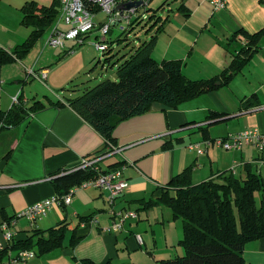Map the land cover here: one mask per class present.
Returning a JSON list of instances; mask_svg holds the SVG:
<instances>
[{
  "label": "crops",
  "instance_id": "obj_1",
  "mask_svg": "<svg viewBox=\"0 0 264 264\" xmlns=\"http://www.w3.org/2000/svg\"><path fill=\"white\" fill-rule=\"evenodd\" d=\"M33 1L38 7H48L54 0ZM164 1L149 0L161 5ZM226 5L225 9L215 11L205 0H183L182 10L173 12L169 8L166 17H162L166 23L157 34L151 56L158 61L156 55L161 51L165 58L181 60L182 73L190 80L219 75L247 41L242 35L234 39L233 36L241 29L250 34L264 29V5L259 0H227ZM164 10L165 7L157 14ZM154 31L155 28L150 34ZM18 44L0 48L11 52ZM73 45L68 42L64 49L56 50L66 56ZM258 45L260 49L251 61L227 85L188 99L175 109L151 111L120 122L113 135L114 146L121 152L100 164L106 169L124 163L123 177L128 185L122 195L110 206L106 192L80 189L69 205L53 207L34 225L20 219L14 228V241L32 238L30 251L35 256L15 264H160L183 255L179 245L183 233L181 220L174 218L170 208L159 201L171 178L189 168L190 181L195 185L216 180L220 175L233 174L244 179L247 165L252 171L264 169V151L258 152L252 146L241 151L211 147L202 155L191 147L204 140L237 134L246 127L264 135V37ZM77 56L64 60L66 63L62 61L55 70L44 65L46 62L38 68H25V75L31 69L37 74L48 70L46 80L40 82L47 88L42 96L35 93L32 98L25 97L22 86L19 90L15 86L7 88L11 100L20 92L25 108L35 101L43 108L28 111L19 124L0 129V225L39 200L57 195L50 176L79 166L84 158L96 155L104 146V138L68 105L67 100L76 95L60 91L87 64L82 54ZM29 58L30 55L25 60ZM23 59H16L13 64ZM247 86L254 88V93L246 95ZM253 94L258 106L240 111L241 100ZM211 111L221 115L207 120ZM223 125L225 130L221 131ZM123 209L135 212L137 219L124 222L118 233L102 232L116 220L113 214ZM88 216L89 222L80 221ZM57 224L65 227L61 245L42 252L36 241L40 237L47 239L46 231ZM18 252L8 250L0 263L11 264L10 259ZM242 256L246 264H264V238L250 240L243 247Z\"/></svg>",
  "mask_w": 264,
  "mask_h": 264
},
{
  "label": "trees",
  "instance_id": "obj_2",
  "mask_svg": "<svg viewBox=\"0 0 264 264\" xmlns=\"http://www.w3.org/2000/svg\"><path fill=\"white\" fill-rule=\"evenodd\" d=\"M57 1H52L48 7L46 5L38 7L33 0L23 4L20 8L22 13L20 24L31 30L24 42L15 46L11 52L0 48V73L6 63L25 58L32 44L46 29L52 27L59 14ZM166 3L156 10L145 11L149 13L145 23L148 27L146 32L154 28L155 31L151 39L144 40L133 48L127 59L119 65L115 63L117 66L115 81L104 80L94 87L85 89L80 96L67 100L68 105L104 138L105 143L100 152L105 151L107 144H115L113 131L120 122L151 112L153 103H162L175 109L188 99L216 91V88L227 85L235 73L251 61L256 50L260 49L258 42L264 37V29L254 34L241 29L233 39L242 35L247 41L233 56L229 65L214 78L190 80L182 73L181 60L158 62L151 56L157 34L166 23L157 12L161 11ZM178 10H182V7ZM142 21V15L131 19L129 26L122 29V33H128L141 26ZM105 42L106 48L101 52L109 57L103 59L102 66L105 64L109 66L112 46L107 45V40ZM116 42L118 44L122 42L121 37ZM100 61L99 59L95 66ZM22 100L21 97L20 102L7 111L0 109V129L19 124L28 111L43 108V105L36 101L25 108ZM255 100V94L244 98L241 100L239 110L258 106ZM217 115L221 114L211 111L206 118L211 120ZM123 164L121 162L109 168L115 169ZM249 167L251 166H246L244 179L236 178L233 174L220 175L216 180H206L193 185L190 181L189 168L171 178L159 201L170 208L174 218L181 220L183 233L179 245H182L183 255L162 260L160 264H246L242 256L243 247L250 240L264 238V172L252 171ZM65 172H57L50 176L51 184L56 194L60 196L80 183L97 177V174L89 169ZM256 193H261L262 201L259 206L256 205L257 200L254 198ZM90 217H81L80 221L89 222ZM46 232L49 236L47 239L40 237L36 241L42 252L51 251L61 245L65 227L57 224ZM31 239L13 241L0 254V261L8 250H30Z\"/></svg>",
  "mask_w": 264,
  "mask_h": 264
},
{
  "label": "built area",
  "instance_id": "obj_3",
  "mask_svg": "<svg viewBox=\"0 0 264 264\" xmlns=\"http://www.w3.org/2000/svg\"><path fill=\"white\" fill-rule=\"evenodd\" d=\"M215 11L223 10L227 7V0H205ZM264 5V0H259ZM58 12L59 19L51 26L49 36L47 37V44L53 49H64L65 42H71L74 45H83L86 41L85 37L93 30H98L101 35L105 36L110 27L124 23V29L129 26L131 19L138 16L141 7H145L149 0H58ZM140 2L142 5L138 8L125 9L126 4ZM103 13L107 20L95 22V18L98 14ZM62 24L65 27H62ZM98 38V37H97ZM106 39L102 38L100 42L94 43V47L98 52H101L106 48ZM74 45L71 49L67 50L69 55L74 54ZM47 71H40L39 74L35 72V69H31L27 72V77L38 79L40 82H44L47 77ZM3 81L0 79V90L3 87ZM23 99V98H22ZM21 100L20 92L17 96L12 97L11 107L18 104ZM2 127V126H1ZM191 146V145H190ZM203 146V147H202ZM246 146H252L258 152L264 150V135L257 129H249L237 134H229L225 137H218L214 139L204 140L200 144L192 145V148H196V152L199 155L205 153V149L215 147L225 151H241ZM121 149L116 146L107 144L105 151L92 155L88 158H84L79 166L76 168L66 170L67 173L78 169H89L97 174V177L71 188L65 195H53L48 199L39 200L38 202L28 206L24 211L20 212L16 216L0 225V254L7 247L11 245L15 240L14 228L18 225L20 219H24L32 225L37 220L47 216V214L53 210V207H65L70 204L72 196L76 194L80 189L95 188L106 192V200L110 206H113L115 200L122 195L128 183L125 177H123L124 167L121 165L115 169H106L100 164L106 160L107 157H111L116 153H120ZM65 172V173H66ZM114 222L110 226L103 228L104 233H118L121 231L124 222L130 219H137L135 212L121 210L115 212ZM93 222V221H91ZM137 239L141 242L140 237ZM35 256V252L30 250H19V252L10 259L11 264L18 262H24L27 259H32ZM1 264V263H0Z\"/></svg>",
  "mask_w": 264,
  "mask_h": 264
},
{
  "label": "rangeland",
  "instance_id": "obj_4",
  "mask_svg": "<svg viewBox=\"0 0 264 264\" xmlns=\"http://www.w3.org/2000/svg\"><path fill=\"white\" fill-rule=\"evenodd\" d=\"M26 1L27 0H0V47L4 48L5 46L7 47L12 44H18V42L20 41L21 43L24 42L25 37L31 30L29 27L20 24V19L22 16L20 8ZM182 1L183 0H165L164 2H167L164 5L165 10L161 12V15H159L161 17H166V15L169 13V8H172L173 12H177ZM159 5L161 4L149 2L145 7H141L138 15L143 16V23L141 26L135 27L128 33H122L121 27L125 26L124 23H122L120 26L115 25L110 27V31L105 36L101 35L100 32L95 29L92 32H89L87 37H85L86 41L83 45L75 44L73 55H79L77 56L78 58L82 54L83 57L86 58L87 64L85 65L83 70H80V72L76 74L75 78L72 79V82H70L66 86V88H63L60 91H65L64 93L71 95L72 93H74L76 96H80L85 89L94 87L97 84L102 83L104 80L115 81V71L117 69L115 63L119 65L120 63H122V61H124V59L128 58L133 48H135L137 45H140L142 42H144V40L147 41L151 39L152 35L150 34V32H146V29L148 27H146L145 24L149 13H145V11L147 9L156 10ZM58 19L59 17L57 16L54 22H56ZM101 20H107L103 13L97 15V17L95 18V22H100ZM60 25L62 27H65L62 24ZM50 29L51 27L49 29H46L41 37L32 44L29 52L27 53V56L21 63H6L1 68V80L4 84L3 87H1L0 91V107L2 111H7V109H9L10 107L11 96L7 91L8 89H12V86L17 87V90H19L22 86L23 95L28 98H32V95H34L35 93L42 96L43 92H46L47 88L43 86L44 84L40 83V81L36 80L35 78H28L27 75H25V68H31L33 67V65L37 66L38 68L44 62H46V64L44 65L49 64V68L55 70L58 69L62 61L66 60L67 62L69 58L73 57V55L63 56L62 54H60L61 50L59 51L48 46L46 39L49 36ZM120 37L122 42L118 44L116 40H119ZM102 38H105L107 40V45L112 46V57L110 59V65L107 66V64H105V67L102 66L103 59L109 57V55H104V52H98L94 47V43L100 42ZM64 45H68V42H65ZM29 55V61H26L25 59ZM163 55L164 54L161 53V51L156 55L158 61H161L163 59L170 60L168 58H165ZM99 59L101 60L100 63L95 66ZM69 66L70 65H66L65 68L70 69ZM18 80H21L22 84L15 85L14 82ZM24 80H26V83H23ZM246 88V95L254 93V88L250 86H247ZM15 96H17V94H15ZM31 101L32 100H30V102ZM235 125H237V123H235ZM220 128L221 131L225 130L224 125L220 126ZM246 129L249 130L254 128L246 127ZM214 133H216V131ZM254 198L257 200L256 205L259 206L262 201L261 193H256Z\"/></svg>",
  "mask_w": 264,
  "mask_h": 264
},
{
  "label": "water",
  "instance_id": "obj_5",
  "mask_svg": "<svg viewBox=\"0 0 264 264\" xmlns=\"http://www.w3.org/2000/svg\"><path fill=\"white\" fill-rule=\"evenodd\" d=\"M141 5H142V3H140V2H137V3H130V2H128V4H126V6H125V9H129V7L130 8H132V7L133 8H138ZM169 109H171V108L168 107V106H166V105H162V103L161 104H159V103H153L152 104V111H161V110L167 111Z\"/></svg>",
  "mask_w": 264,
  "mask_h": 264
}]
</instances>
